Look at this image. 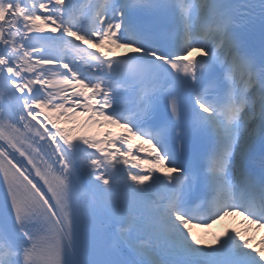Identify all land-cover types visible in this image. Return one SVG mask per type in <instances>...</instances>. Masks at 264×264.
Here are the masks:
<instances>
[{
    "label": "snow or ice",
    "instance_id": "6c2138e0",
    "mask_svg": "<svg viewBox=\"0 0 264 264\" xmlns=\"http://www.w3.org/2000/svg\"><path fill=\"white\" fill-rule=\"evenodd\" d=\"M232 216L264 228V0H0V264H264L196 231Z\"/></svg>",
    "mask_w": 264,
    "mask_h": 264
},
{
    "label": "bare ground",
    "instance_id": "6f19581e",
    "mask_svg": "<svg viewBox=\"0 0 264 264\" xmlns=\"http://www.w3.org/2000/svg\"><path fill=\"white\" fill-rule=\"evenodd\" d=\"M120 51H127V50L120 49ZM241 218H242L241 216H232V217L225 218L226 219L225 221L233 225L235 229H239L243 232L244 229H247V227L244 224H242ZM250 232H251L250 237L252 238V242L254 244H258L261 236L255 235V231L251 230Z\"/></svg>",
    "mask_w": 264,
    "mask_h": 264
}]
</instances>
